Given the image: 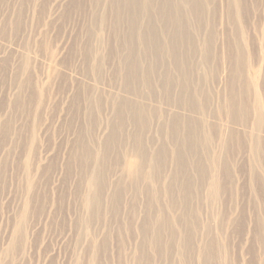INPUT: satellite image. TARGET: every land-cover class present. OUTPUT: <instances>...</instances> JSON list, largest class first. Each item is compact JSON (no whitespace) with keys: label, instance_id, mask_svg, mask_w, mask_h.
I'll use <instances>...</instances> for the list:
<instances>
[{"label":"rangeland","instance_id":"1","mask_svg":"<svg viewBox=\"0 0 264 264\" xmlns=\"http://www.w3.org/2000/svg\"><path fill=\"white\" fill-rule=\"evenodd\" d=\"M164 1L0 0V264H264V0Z\"/></svg>","mask_w":264,"mask_h":264},{"label":"bare ground","instance_id":"2","mask_svg":"<svg viewBox=\"0 0 264 264\" xmlns=\"http://www.w3.org/2000/svg\"><path fill=\"white\" fill-rule=\"evenodd\" d=\"M154 1V0H153ZM158 1H160V0H158ZM165 1H168V0H165ZM165 1H164V5H165ZM183 1V0H182ZM233 1V4L232 5H234V7H237V11H238V6H239V3H240V1L239 0H232ZM151 2V0H145V5H146V10H145V12L148 14V3H150ZM161 2H162V0H161ZM185 2H187V3H189L187 0H184V3ZM231 2V1H230ZM229 2V3H230ZM156 3H158L157 1H156ZM171 3V2H170ZM176 3H177V1H176ZM151 4V3H150ZM152 4H153V2H152ZM151 4V5H152ZM166 4H167V2H166ZM172 4H173V6H174V4L175 3H173L172 2ZM172 4H170V5H172ZM190 4V3H189ZM148 5V6H147ZM150 5V6H151ZM176 5H178V4H176ZM180 5V4H179ZM178 5V6H179ZM191 5V4H190ZM160 6V5H159ZM158 6V7H159ZM166 6V8H164L165 10L167 9V6L168 5H165ZM181 6H182V4H181ZM180 6V7H181ZM231 6V5H230ZM153 7V6H152ZM152 7H150V8H152ZM154 7H156V5L154 6ZM161 7V6H160ZM162 7H163V4H162ZM174 8H175V6H174ZM233 8V7H232ZM240 8V7H239ZM158 9V8H157ZM162 8H160L159 10H161ZM163 9V10H164ZM234 9V8H233ZM241 9V8H240ZM151 10V9H150ZM153 10H154V8H153ZM165 10H164V12H163V14L165 15L166 13H165ZM174 10V9H173ZM175 10H177V9H175ZM152 11V10H151ZM200 11V10H199ZM198 11V12H199ZM233 11H235V9L233 10ZM150 12V11H149ZM154 12H156L155 10H154ZM167 12V11H166ZM178 12V11H177ZM236 12V11H235ZM151 13V12H150ZM160 13H162V11L160 12ZM159 14V13H158ZM162 14V15H163ZM238 14H239V11H238ZM160 15V14H159ZM164 15H163V17L162 18H166L167 17V15H166V17H164ZM161 16V15H160ZM169 18H170V16H168ZM167 20V19H166ZM169 20V19H168ZM199 25V24H198ZM152 38H153V36L152 35H149V36H145V35H143L142 37H141V41H142V43L143 44H147V40H152ZM164 41H165V45H166V43H167V40L166 39H164ZM209 43V42H208ZM210 44V43H209ZM158 48H159V50H161L162 48H163V45H162V43H158ZM208 48H210V47H208ZM207 48V49H208ZM208 52H209V50H208ZM208 56V54H207V50H206V57ZM242 57V56H241ZM241 57H239L240 59H241ZM238 58V59H239ZM239 61V60H238ZM242 60H240V62H239V64L238 65H240L242 62H241ZM236 62H237V60H236ZM235 66H236V64H235ZM235 66H233V68L235 67ZM242 66V65H241ZM240 67V66H239ZM237 68V67H236ZM225 109V108H224ZM227 109V108H226ZM239 110V109H238ZM262 121V115H260V112H259V114H258V116L256 117V119H255V124H259L260 122ZM254 139V138H253ZM258 140V138L256 137V140H255V142H256V144H258V142L259 141H257ZM254 141V140H253ZM255 146H258V145H254L253 147H255ZM254 151V150H253ZM256 152V151H255ZM217 162H218V160H217ZM215 165V164H214ZM220 166V165H219ZM215 167V166H214ZM220 168V167H219ZM212 177V176H211ZM217 178V177H216ZM93 180H94V178H92ZM93 180H90V182L91 183H93V185L95 186L96 184H97V182L96 181H93ZM212 180H213V178H212ZM214 181H215V179H214ZM213 182V181H212ZM211 184V183H210ZM213 184H215V183H213ZM212 186V185H211ZM219 187V186H218ZM217 189L218 188H216L215 187V185H213V189L211 190L212 191V193L211 194H216L218 191H217ZM86 199H89V201L91 202V199L89 198V197H87ZM19 231V230H18ZM16 242V241H15ZM12 244H13V242H12ZM13 247V246H12ZM12 247H9V248H12ZM9 248H8V250H9ZM12 251H13V249H11Z\"/></svg>","mask_w":264,"mask_h":264}]
</instances>
